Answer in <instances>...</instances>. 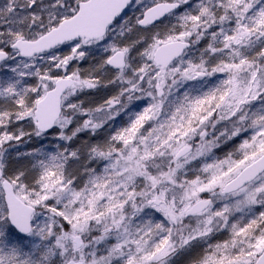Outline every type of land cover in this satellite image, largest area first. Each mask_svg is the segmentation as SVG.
Returning <instances> with one entry per match:
<instances>
[{"label":"snow or ice","instance_id":"obj_1","mask_svg":"<svg viewBox=\"0 0 264 264\" xmlns=\"http://www.w3.org/2000/svg\"><path fill=\"white\" fill-rule=\"evenodd\" d=\"M0 264H264V0H5Z\"/></svg>","mask_w":264,"mask_h":264},{"label":"rangeland","instance_id":"obj_2","mask_svg":"<svg viewBox=\"0 0 264 264\" xmlns=\"http://www.w3.org/2000/svg\"><path fill=\"white\" fill-rule=\"evenodd\" d=\"M4 2H5V0H0V5H2ZM146 2H147V0H146ZM88 65H89L88 61L82 62V67L87 68ZM217 155H222V153L218 151Z\"/></svg>","mask_w":264,"mask_h":264}]
</instances>
